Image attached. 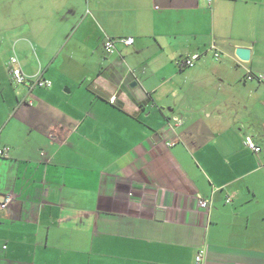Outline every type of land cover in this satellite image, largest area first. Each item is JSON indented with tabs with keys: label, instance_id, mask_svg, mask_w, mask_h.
Instances as JSON below:
<instances>
[{
	"label": "crops",
	"instance_id": "1",
	"mask_svg": "<svg viewBox=\"0 0 264 264\" xmlns=\"http://www.w3.org/2000/svg\"><path fill=\"white\" fill-rule=\"evenodd\" d=\"M0 9V264H264V0ZM13 52L51 85L15 84Z\"/></svg>",
	"mask_w": 264,
	"mask_h": 264
},
{
	"label": "built area",
	"instance_id": "2",
	"mask_svg": "<svg viewBox=\"0 0 264 264\" xmlns=\"http://www.w3.org/2000/svg\"><path fill=\"white\" fill-rule=\"evenodd\" d=\"M133 42H134V38L132 36L106 37L103 42V49L107 54H112L117 50L118 44L127 46V45H131ZM214 57L215 59L219 58V53L217 51H214ZM198 58H199L198 54H192L190 56H186L185 58L181 59L180 63L183 66L192 67ZM7 64L11 79L15 84H24L29 82L30 86L37 85L41 87H48L51 85V81L47 78H43L40 72L32 75L26 74L23 71L22 65L15 52H13L9 56ZM246 78L248 80L264 81V74L257 75L254 74L251 70H247ZM114 100H115L114 95L109 97V101L113 102ZM243 144L253 152L261 151V146H259L250 135L244 137ZM7 151L8 148H0V155L6 154ZM230 199H231L230 196L227 197L226 202H229ZM9 200L10 197H7L4 201L0 202V208H6ZM198 205L202 208H209L211 205V200L199 197ZM203 260H204L203 253L199 252L195 256V264H203Z\"/></svg>",
	"mask_w": 264,
	"mask_h": 264
},
{
	"label": "rangeland",
	"instance_id": "3",
	"mask_svg": "<svg viewBox=\"0 0 264 264\" xmlns=\"http://www.w3.org/2000/svg\"><path fill=\"white\" fill-rule=\"evenodd\" d=\"M0 3H1V0H0ZM1 23H2V17H1V11H0V26H1ZM234 113H235V115H234L235 122L236 121L243 122V120H246L249 123L248 126H254V124H253L254 122H252V118H254V115H259V116L262 115V113L260 111L259 112L251 111V112H249L248 117H247L246 116L247 114L245 112H243L241 110V108L240 109H236L234 111Z\"/></svg>",
	"mask_w": 264,
	"mask_h": 264
},
{
	"label": "water",
	"instance_id": "4",
	"mask_svg": "<svg viewBox=\"0 0 264 264\" xmlns=\"http://www.w3.org/2000/svg\"><path fill=\"white\" fill-rule=\"evenodd\" d=\"M235 56L241 61H249L250 59V50L246 47H237L234 52Z\"/></svg>",
	"mask_w": 264,
	"mask_h": 264
}]
</instances>
